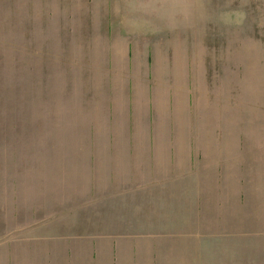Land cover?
Listing matches in <instances>:
<instances>
[{"label": "rangeland", "instance_id": "obj_1", "mask_svg": "<svg viewBox=\"0 0 264 264\" xmlns=\"http://www.w3.org/2000/svg\"><path fill=\"white\" fill-rule=\"evenodd\" d=\"M180 2L183 6L174 10L163 5L164 13L178 17L128 15L131 27H123L122 33L134 25L141 34L128 33L129 40L158 41L162 50L142 49L145 60L127 71L126 65L113 69V52L107 49V0H0V241L17 229L15 219L31 226L27 221L34 203L21 200L15 207V197L67 181L77 163L86 168L90 148L104 153V145L88 146L86 138L105 143L108 137H126L127 124L134 136V122L136 136H143L140 128L147 121L155 124V110L156 128L179 126L184 138L196 132L204 139L225 137L234 151L235 143H242L241 154L221 159L228 183L243 179L242 202L239 193L228 189L224 203L211 198L200 221H210L208 231L204 229L214 236L212 245L218 250L237 251V262L232 259L231 264H264V0H201L198 12L190 11L194 3ZM124 4L136 3L121 0ZM187 5L182 17L180 10ZM213 40L220 49L204 50L213 47ZM198 45L201 49H195ZM153 51L160 60L192 58V81L173 89L172 76L162 75L158 65L156 74L163 81L147 78L151 65L148 57L146 68V56ZM185 69L172 64L170 72L183 78ZM134 97L136 117L130 113L129 121ZM215 165L216 160L212 169ZM37 196L41 206L50 201L42 193ZM122 197L114 196V206ZM90 215L96 219L103 212L90 213L81 201L65 214L82 220L84 225L75 227L84 232L106 228L88 225Z\"/></svg>", "mask_w": 264, "mask_h": 264}, {"label": "crops", "instance_id": "obj_2", "mask_svg": "<svg viewBox=\"0 0 264 264\" xmlns=\"http://www.w3.org/2000/svg\"><path fill=\"white\" fill-rule=\"evenodd\" d=\"M187 1L194 3L189 4L192 8L190 11H199L197 3L201 0ZM120 3L121 0H107V49L113 52V69L117 64L126 65L127 71H133L137 61L145 60L140 52L142 49L161 48L157 40V43L141 41L137 37L129 40L126 34L141 33L134 25L128 33H122L123 27H131L128 15L136 11L137 14L158 18L164 14L177 16L164 13L168 10L163 5L169 10L183 5L180 0H135L134 5ZM189 5L180 10L182 17L186 10L188 13ZM211 13L218 17L216 11L212 10ZM216 42L213 40V47L208 46L204 50L220 49ZM201 47L198 45L195 49ZM187 48L192 49L190 45ZM117 51L120 55H117ZM148 57L151 71L147 78L163 81V77L156 74L158 65L162 75L172 76L173 89L180 83L192 81L193 62L187 55L184 59H167L164 56L160 60L154 57L153 51L146 56V68ZM172 64L186 66L183 78L172 75ZM188 85L186 92L187 89L190 91ZM153 95L154 89L151 98ZM188 96L190 99V94ZM151 105L155 107L154 101H151ZM130 113L136 117L135 97L129 103V121ZM152 113L155 124L153 120L152 124L147 121V126L140 128L144 131L143 136H136L134 122V136H130L132 127L127 124L126 137H108L105 143L92 136L86 138L88 146L104 145V153L100 154L98 148H90L86 168L82 170V162L77 163L74 169L69 170L67 181L60 180L59 183L29 191L32 195L27 192L23 199L15 197V207L19 206L17 202L21 200L34 203L29 212L30 221H27L31 226L15 219L17 229L10 237L3 236L7 241H0V264H231L232 259L237 262V251H220L212 245L214 236L207 232L210 221H200V218L205 214L206 206L209 208L211 198L224 203L228 189L239 193L238 202H242V177L238 179V184L237 181L228 183L229 173L227 175L225 163L221 162V159L241 154L242 143H235L237 148L234 151L231 148L233 144L228 143L225 137L204 139L198 132L192 137H180L179 126L172 124L169 128H156L155 110ZM160 128L161 136H158ZM163 129L168 130L170 136H165ZM145 132L150 136H145ZM215 160L216 165L212 169ZM241 174L242 164L239 166ZM38 193L44 194L43 199H49V203L44 202L45 205L41 206L43 204L38 201ZM118 194L123 197L116 207L114 196ZM80 201L90 208V213L103 212L102 216L96 218L101 221H94L96 219L90 215L91 223L88 225H105V229L98 226L84 232L80 230L82 228L75 227L84 225L82 220L77 221L72 216L66 218L68 209L80 204ZM235 201L237 208L238 202ZM46 225L52 228L47 229ZM55 226L59 227L58 230H54ZM234 228L237 231L236 222ZM233 236L237 238V235ZM220 252L225 255L221 256Z\"/></svg>", "mask_w": 264, "mask_h": 264}]
</instances>
